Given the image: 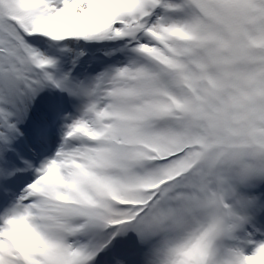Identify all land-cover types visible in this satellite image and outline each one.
Returning <instances> with one entry per match:
<instances>
[{
	"label": "snow or ice",
	"instance_id": "snow-or-ice-1",
	"mask_svg": "<svg viewBox=\"0 0 264 264\" xmlns=\"http://www.w3.org/2000/svg\"><path fill=\"white\" fill-rule=\"evenodd\" d=\"M0 264H264V0H0Z\"/></svg>",
	"mask_w": 264,
	"mask_h": 264
}]
</instances>
